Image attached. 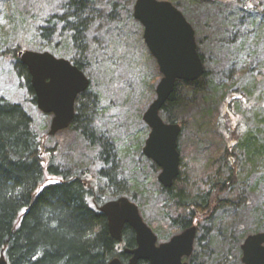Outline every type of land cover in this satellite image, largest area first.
I'll return each instance as SVG.
<instances>
[{"label":"trees","instance_id":"trees-1","mask_svg":"<svg viewBox=\"0 0 264 264\" xmlns=\"http://www.w3.org/2000/svg\"><path fill=\"white\" fill-rule=\"evenodd\" d=\"M62 2L59 11L49 15L40 27V43L50 44L55 55L66 57L89 77L90 86L77 99L76 115L71 126L82 120L83 136L97 152L90 162L69 163L64 166L52 155L44 157L43 154H49L51 149L44 150L42 135L35 127L32 116L22 103L14 102L0 93V257L4 254L8 264H108L114 258L129 264V255L124 249L136 247L134 230L126 226L122 240H115L110 233L108 219L99 211L98 206L120 196H127L139 206L141 212L140 197L149 193L145 185L147 159L142 154V146L139 148L137 144L131 145L129 140L120 142L117 139L115 129L120 130L122 126L125 129L126 123L114 124L111 128L97 124L95 115L98 109L95 106L98 92L92 90L95 81L92 78L93 64L96 63L98 68L96 72L103 81H109L110 78L105 70H101L105 64L100 62V58L103 59L105 54L103 50L108 44L107 39L104 42L105 39L97 35V39H102L103 44L101 45V42L100 45L95 44L97 40H95L97 31L95 21L103 20L99 12L102 8L97 0ZM234 6L240 9V16L234 20L235 23L229 29L224 30L228 36L216 38L211 46L212 50L218 47L232 50L231 62L239 58L244 48L254 49L256 45H262L264 51V38L258 39L254 36L243 38L240 35L243 29L255 31L259 28L264 33V11L259 10L257 6L253 11L248 6V0H236ZM125 11L126 16L133 17L132 8ZM113 12L114 9L112 14ZM116 18L118 16L113 14L112 20L115 21ZM196 40L198 51L206 66L207 48L200 33H197ZM3 50L2 55L8 56L17 75L25 80L31 102L37 104L31 74L19 56L20 46H7ZM262 57L260 67L256 71L252 67H246V70L249 68L247 74H250V78L253 77L252 83L245 91L241 90L240 94L234 91L236 97L231 96L225 101L228 107L234 106L237 110L246 105V110L251 112L253 106V112L257 111L253 114L256 126L252 131L250 129L248 132L236 135V146L232 148L229 156L226 154L221 157L219 167L209 175V188L191 196L184 195L183 190L178 191L175 188L181 174L171 188L167 189L159 183L160 206L162 209H171V214L168 215L171 228L181 232L196 218L205 216L204 223L211 222L220 210L246 213L255 208L251 173L255 175L259 171L257 159L264 160V54ZM152 59L156 65L155 76L160 78L157 61L154 57ZM208 73L209 69L205 67L201 79L177 82L174 92L161 111V116L166 122L180 123L182 131L187 128V120L174 118L171 113L194 105L199 98L201 83L209 78ZM144 84L145 96L152 94L148 101L152 103L157 83L149 86L144 80ZM184 87H188L185 94ZM111 88L106 86L108 90L106 92L108 96L114 97L115 91L119 88L114 86ZM90 93H93L94 100L92 105L89 104L90 109L86 105L84 110L78 103ZM128 96L134 97L137 93ZM122 97H125L124 91ZM253 101L255 104H251ZM148 102L147 105H150L151 103ZM144 108L141 111L143 114L147 110ZM216 112L219 117L225 114L220 109ZM141 113L136 115L138 119L143 118ZM126 146L128 150L138 147L137 151L139 153L140 150L141 161L144 164L136 166L134 170L136 175L139 174V186L130 177L128 182L132 189L124 193L115 184L119 182L126 169L122 164L123 150ZM244 167L248 169L246 174L242 172ZM46 174L59 177V180L46 182ZM249 183L251 184L248 189ZM109 191L114 195L108 197ZM233 195L237 197L234 198ZM203 228L207 229L208 233L212 230L208 226ZM201 229L199 228V231ZM240 229V225L234 224L229 226L226 232L222 231L226 243L221 264H233L235 259L241 258V255L238 256L235 251L239 250L241 254L240 246L248 235L242 240L239 239ZM263 230L264 226L256 231ZM199 234L200 232L197 235L200 242L203 237ZM192 257H196L195 251ZM138 264L146 263L140 261Z\"/></svg>","mask_w":264,"mask_h":264},{"label":"rangeland","instance_id":"rangeland-1","mask_svg":"<svg viewBox=\"0 0 264 264\" xmlns=\"http://www.w3.org/2000/svg\"><path fill=\"white\" fill-rule=\"evenodd\" d=\"M62 1L64 0H0V93L10 100L24 105L32 116L35 127L42 135L44 150L51 149L49 154H43L44 157L52 155L58 161H61L64 166V164L69 163L90 162L93 156L96 155L97 150L91 148L88 140L83 136L81 130L82 120L75 126L50 136L48 132L52 115L43 113L37 104L31 102L25 80L17 75L15 67L8 56L2 55L5 47H13L14 45H19L20 51H50L55 54L50 44L40 43V27L49 15L59 11L63 4ZM97 1L102 8L99 12L103 20L95 21V28L97 29L95 40L98 37L97 35L103 37L104 42L107 39L108 44L103 50L105 54L103 59L100 58V62L103 65L105 64L101 70H105L108 78H111H109V81H103L96 72L98 69L96 63L93 62L92 78L95 81H93L92 90L98 92L97 105L95 106L98 109L95 115L97 124L111 128L114 124L122 125V123H126L125 126L127 127L125 129L124 126L120 130L115 129L114 133L117 135V139L120 142H128L129 140L131 145L137 144L139 148L142 146V154L144 155L143 147L149 136L150 128L143 118L138 119L136 115L140 114L144 107V110L147 109L146 107L149 106L147 102L152 97V94H146L147 96H145L144 80L149 86L152 83L158 84L162 74L160 78L155 76L156 65L152 59L153 55L144 42L143 26L134 16H126L125 10L133 9L136 0ZM169 1L173 2L184 13L195 28L196 35L197 33L201 34L207 48L205 67L209 69V78L206 82L201 83L199 98L196 99L194 105L186 106L171 113L174 118L187 120V128L182 131L179 137L181 177L176 182L175 188L178 191L183 190L184 195L191 196L209 188V175H212L219 167L221 157L226 154L229 156V153L233 150L232 148L236 146V135L248 132L250 129L251 131L254 130L256 121H254L253 114L257 111L253 112V106L249 104L251 112L246 110V105H241L242 108L237 110L234 106L228 107L225 101L231 96L236 97L234 91L240 94L241 90L245 91L246 87L252 83L253 77L250 78V74H247L249 68L246 70V67H252L256 71L260 67V60L263 58L264 51L262 45H256L254 49L244 48L239 58L235 62H231L232 50L224 47L212 50V41L222 36H228V33L224 30L229 29L235 23L234 20L240 16V9L234 6L236 0ZM248 6L252 9L257 6L259 10L264 11V0H248ZM113 9L114 16H118L114 19L115 21L112 20ZM253 11L255 10L253 9ZM214 31L217 33H214ZM240 35L243 38H251V36L258 39L264 38V33L259 28L255 31L243 29ZM101 40L100 38L97 39L95 44H99ZM100 44L102 45L103 42ZM249 54L252 55L249 56ZM56 56L62 57L59 54ZM246 62L248 63L246 64ZM106 86L110 88L114 86L119 90L115 91L114 97H110L106 92L108 91ZM122 91L125 94L124 98L122 97ZM187 91L188 87H184L183 93L185 94ZM135 93H137V96H128ZM92 94L90 93L81 98L82 100L78 105H82L83 109L88 105L87 107L90 109L94 100ZM123 99L130 102L127 103ZM254 102L251 104H255ZM150 103L148 102V104ZM219 109L225 112L224 116H218L216 111H219ZM141 114L143 115V112ZM137 149L138 147H133L128 150L126 146L123 150L122 164L126 169L122 173L119 182L117 181L115 184V186H119L121 192H130L132 189L128 182L130 177L139 186V174L136 175L134 170H136V166L139 167L144 163L141 161L142 154L140 150L138 153ZM127 150L128 152H126ZM146 159L145 185L149 193L140 197L141 214H143V218L150 224L149 226L158 235L159 239L166 241L180 231L171 228L169 225L168 215L171 214V209H162L160 206V194L158 192L160 168L147 157ZM257 160H259V171L255 175L251 173L253 183L247 184L248 189L251 184L252 190H254L252 195L256 200L255 208L252 211L241 213L239 211L221 212L220 210V213L211 221L212 223H204L205 216L196 218L191 222V224L197 225L199 235L203 237L199 242L197 236L195 255L198 258L207 257L211 264L220 261L224 256L226 243L223 232H226L231 225L241 226L240 233H238L241 240L246 235L257 233L256 230L264 226V160L260 158ZM242 172L248 173L247 167H244ZM223 179L225 180L226 177L224 176ZM56 180H59V177L46 174V182ZM111 195H114V193L109 191L108 197H111ZM221 195H226V193H221ZM232 197L235 198L237 195ZM205 226L212 229H210V233L203 228ZM199 228H202V231H199ZM235 253L242 256V252L240 254L239 250ZM239 261L240 259L237 258L233 264H241Z\"/></svg>","mask_w":264,"mask_h":264},{"label":"water","instance_id":"water-1","mask_svg":"<svg viewBox=\"0 0 264 264\" xmlns=\"http://www.w3.org/2000/svg\"><path fill=\"white\" fill-rule=\"evenodd\" d=\"M134 18L143 26V38L156 59L162 74L156 86V98L143 114L150 133L143 147L144 155L159 168L158 181L171 188L181 174L179 137L182 126L166 122L161 111L174 92L178 81L199 80L205 65L198 51L196 31L184 13L169 0H136ZM21 62L31 74L38 108L52 115L48 134L54 136L68 129L76 115L79 95L90 86V79L69 59L57 57L50 51L24 50ZM106 215L112 237L121 241L123 230L131 227L137 246L126 247L131 255L129 264L147 261L148 264H189L183 258L193 254L198 227L191 224L169 240L159 243L158 235L144 220L139 206L127 196H120L98 206ZM243 264H264V231L249 234L241 244ZM0 264H8L4 254ZM108 264H124L114 258Z\"/></svg>","mask_w":264,"mask_h":264},{"label":"flooded vegetation","instance_id":"flooded-vegetation-1","mask_svg":"<svg viewBox=\"0 0 264 264\" xmlns=\"http://www.w3.org/2000/svg\"><path fill=\"white\" fill-rule=\"evenodd\" d=\"M75 109H76V107H75ZM146 142V141H145ZM135 233V232H134ZM159 238V237H158ZM135 239H136V235H135ZM197 241V240H196ZM160 242H163V241H161L160 239H159V243ZM136 246H137V241H136ZM195 246H196V242H195ZM240 248H241V246H240ZM194 251H195V248H194ZM242 251V250H241ZM194 253V252H193ZM127 254V253H126ZM127 255H129V254H127ZM193 256V254L191 255V256H189V257H185V258H183V261H186V262H188L189 264H211L210 263V261L208 260V258L207 257H205V258H203V257H192ZM129 257V263H130V258H131V255H129L128 256ZM210 258V257H209ZM212 258V257H211ZM140 262V261H139ZM240 262H241V264H243V262H242V256H241V258H240ZM145 263L146 264H148V262L147 261H145ZM215 264H221V261H218V262H216Z\"/></svg>","mask_w":264,"mask_h":264}]
</instances>
